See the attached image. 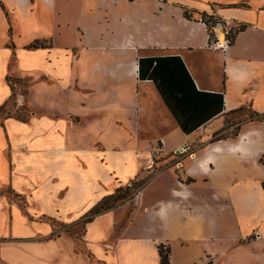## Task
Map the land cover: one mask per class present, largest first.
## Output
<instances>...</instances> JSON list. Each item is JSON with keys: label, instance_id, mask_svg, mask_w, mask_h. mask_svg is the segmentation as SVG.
<instances>
[{"label": "crops", "instance_id": "obj_1", "mask_svg": "<svg viewBox=\"0 0 264 264\" xmlns=\"http://www.w3.org/2000/svg\"><path fill=\"white\" fill-rule=\"evenodd\" d=\"M204 13L241 27L226 48ZM0 33V264H160L161 243L171 264H264V120L220 135L232 110L264 113V0H0ZM173 55L223 96L188 134L138 76Z\"/></svg>", "mask_w": 264, "mask_h": 264}, {"label": "trees", "instance_id": "obj_2", "mask_svg": "<svg viewBox=\"0 0 264 264\" xmlns=\"http://www.w3.org/2000/svg\"><path fill=\"white\" fill-rule=\"evenodd\" d=\"M184 15L189 17L186 12ZM203 16L205 14L201 15L202 18ZM240 29L241 27L233 31L229 44ZM39 45L42 46L43 43L38 40L29 44L30 47ZM138 76L140 79H149L153 82L175 121L186 134L205 124L224 109L222 94L199 90L178 55L140 57L138 59ZM241 110H245L251 120H264V113H258L251 108L241 107L232 110L231 113ZM242 120L244 119H238L237 123ZM237 129L238 126L235 127L234 134ZM145 180L146 178L133 182V186H137L136 190H131L130 185L119 186L112 194L102 197L96 205L88 210L82 220L83 223L89 221L94 214L133 197L142 188ZM52 223L55 222L52 221ZM157 250L159 263L171 264L170 247L161 243L157 246Z\"/></svg>", "mask_w": 264, "mask_h": 264}, {"label": "rangeland", "instance_id": "obj_3", "mask_svg": "<svg viewBox=\"0 0 264 264\" xmlns=\"http://www.w3.org/2000/svg\"><path fill=\"white\" fill-rule=\"evenodd\" d=\"M7 1H9V0H7ZM204 14H205V16L206 15H210V14H207V13H204ZM233 31H234V29L232 28L231 29V33H230V38H231V36L233 34ZM32 34H33V31L32 30H30L29 28H24L22 30L21 37L20 38H17V39H18L19 42H23V41L25 42V40H27ZM0 38H1V33H0ZM210 39H211V42H214L216 40V36H214V34H213V35H211V38ZM10 82L12 83L13 80L10 81ZM17 85H18L17 88L20 89V91H22L23 93H26L27 89H26V86H25L26 84L25 83L19 82V84H17ZM24 109H25V107H24ZM24 109L22 111H19L17 113V115L19 117H21L22 119L27 118L26 111ZM238 119L248 120L247 112L245 110H241V111H237V112H234V113H231V114L227 115L225 117V124H226L225 131H223L220 135L221 136H224V135H233L234 132H235V126H236V123H237V120ZM244 120H242V121H244ZM135 181L136 180H132L129 183L130 186H131L130 187L131 190H136L137 189V186H133V182H135ZM82 220L83 219H80L77 224H69L66 227L65 226H62L63 227L62 230L69 231L70 233H74V232L81 233L82 224H83V221ZM77 246H79V241H77Z\"/></svg>", "mask_w": 264, "mask_h": 264}, {"label": "built area", "instance_id": "obj_4", "mask_svg": "<svg viewBox=\"0 0 264 264\" xmlns=\"http://www.w3.org/2000/svg\"><path fill=\"white\" fill-rule=\"evenodd\" d=\"M200 21L209 31V38H211V35L213 34L216 36V40L214 42H211L210 39L209 45L212 47L226 48L231 40V29L233 28L235 30L239 28V26L237 24H233L231 20L219 17L215 14L203 16V18H200ZM218 33L222 34L221 38L218 37Z\"/></svg>", "mask_w": 264, "mask_h": 264}, {"label": "bare ground", "instance_id": "obj_5", "mask_svg": "<svg viewBox=\"0 0 264 264\" xmlns=\"http://www.w3.org/2000/svg\"><path fill=\"white\" fill-rule=\"evenodd\" d=\"M218 36L221 38L222 37V34L221 33H218Z\"/></svg>", "mask_w": 264, "mask_h": 264}]
</instances>
